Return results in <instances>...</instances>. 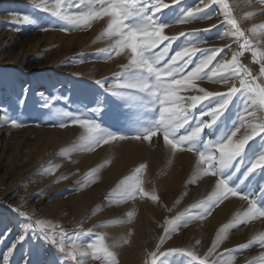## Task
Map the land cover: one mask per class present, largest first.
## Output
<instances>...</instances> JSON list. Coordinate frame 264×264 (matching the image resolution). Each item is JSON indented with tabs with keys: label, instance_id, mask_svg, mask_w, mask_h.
Segmentation results:
<instances>
[{
	"label": "snow or ice",
	"instance_id": "6c2138e0",
	"mask_svg": "<svg viewBox=\"0 0 264 264\" xmlns=\"http://www.w3.org/2000/svg\"><path fill=\"white\" fill-rule=\"evenodd\" d=\"M173 3L179 4L181 0ZM259 4L264 6V0H259ZM212 5L217 6L212 15L223 17L222 23L226 25L218 39H231L237 50L231 51L232 45L204 49L199 46L203 41L196 32H181L180 36L193 39H187L166 59L172 42L177 39L164 35L169 24L212 19L205 12ZM35 6L55 18L56 23L50 27H59L65 32L89 29L96 21H106L101 38L107 39L109 45L103 49V58L122 57L125 61L120 64V71L110 78L111 82L105 78L95 80V84L105 95L130 110L131 132L118 133L102 126L97 116L103 115L105 109L99 100L95 107L52 110L56 98L45 96L43 107L50 109L52 126H79L82 129L79 150L87 152L125 140L148 142L151 146L153 138L157 144L162 138L170 158L178 153H190L194 157L189 185L205 179L212 181L210 194L192 205L199 210L197 213L189 211L164 218L160 224L162 233L151 249H145L142 264H171L170 258L175 256L185 257L187 264H234L236 252L254 246L264 250L262 232L239 249L219 251L229 229L252 221L264 222V24L246 34L229 0H199L194 7H182L174 21H164L157 15L162 8H169L163 0H39ZM16 19L24 25L37 24L29 14L18 15ZM41 30L48 31L49 27ZM165 41L168 43L164 44ZM225 48L229 49L230 58L221 55ZM246 52L259 65L258 74L241 62ZM218 57L221 58L218 60ZM203 81L226 90L210 91L200 86ZM0 111L3 113L0 124L25 127L3 106ZM146 168L141 163L117 185L113 195L118 201L146 199L163 204L154 187L145 188ZM50 171L54 172L55 168ZM230 198L244 202L242 210L220 229L206 252L198 250L199 239L182 248L170 246L194 219H205ZM13 212L23 219L18 235L6 253L0 255V264H11L14 250L27 240L41 242L38 247L45 252L54 248L59 255L53 253L51 259L34 261L26 253L23 264H88L89 261L119 264L117 245L109 243L104 233L91 228L83 230L82 225L79 231L69 233L59 224L37 218L35 210H24L23 205L14 207ZM132 215L129 213V220ZM12 231L6 229L0 238H6ZM45 245L49 247L45 249ZM248 264H264V251Z\"/></svg>",
	"mask_w": 264,
	"mask_h": 264
},
{
	"label": "rangeland",
	"instance_id": "374dc122",
	"mask_svg": "<svg viewBox=\"0 0 264 264\" xmlns=\"http://www.w3.org/2000/svg\"><path fill=\"white\" fill-rule=\"evenodd\" d=\"M249 1L252 3L253 0ZM38 2L39 0H0V106L25 124L22 128L0 124V233H4L8 228L13 229L6 238H0V255L6 253L19 233L23 218L13 212V208L23 205L24 210L29 212L35 210L37 218L59 224L69 233L79 231L82 225L83 230L91 228L97 233L106 234L108 242L117 245L115 250L118 253L119 264H124L132 248L131 240L135 236L145 239L149 245L147 249H150L155 243V238L149 235L148 230H155L156 235H160L162 233L160 224L165 217L189 211L193 214L197 213L199 210L192 208V205L204 200L210 194L213 184L208 179L196 185L188 184L193 162L191 169L189 168L188 179L184 181L175 179L169 182L172 174L167 172V168L173 158H170L166 151V155L162 158L166 163H163L164 167L159 169L164 176L156 175V179L147 178L146 171L144 173L146 190L155 187L163 204L155 205L150 201L147 206L146 201L149 200L138 199L133 206L118 207V202L123 201H118L113 195L117 184L97 178L98 173L101 174L97 165L100 164L101 168L107 169L109 162H106L105 157L107 158L113 148L115 151L117 147L124 146L128 140L116 141L92 152L79 150L82 129L72 125L66 128L52 126L54 120L50 118V109L43 107V97L56 98L52 110L95 107V102L99 100L105 111L103 115L97 116L98 122L118 133L131 132L130 110L117 103L110 95H105L95 84V80L105 78H109L111 82L110 78L120 71L119 66L125 61L122 57H114L112 60L103 58V49L109 45L107 39L101 38L106 21H96L89 29L61 31L59 27H50L56 23L55 18L37 9L35 5ZM163 3L168 4L169 8H162L157 15L164 21H174L182 7H194L199 0H181L179 4H174L173 0H163ZM242 3L245 4L244 0H229L242 29L246 34H251L253 27L262 25L264 12L260 11L258 4L252 3V6L245 8ZM216 11V5L205 9L210 15ZM23 14L31 15L37 20V24L18 23L16 17ZM222 20L223 17L212 15V19L191 23H170L164 30V35L177 39L172 42L166 59L185 44L187 39H193L180 36L181 32H196L203 41L199 45L201 48L212 49L232 45L231 51H236V45L231 39H218L226 28ZM213 25L217 27H212ZM42 27H49V30L42 31ZM163 46L162 44L160 48ZM221 55L230 58L229 49L225 48V52ZM241 62L254 74H258L259 65L252 62L249 52L241 57ZM200 86L210 91L226 90L208 81L200 82ZM0 114H3L2 111ZM160 141L162 142V138ZM188 155L194 161L192 154L188 153ZM113 163L110 164L113 166L117 164V162ZM53 168L55 171H50ZM129 170L124 173V179L132 174ZM89 173L93 175L89 176ZM160 176L164 178L163 181ZM167 178L169 180H165ZM162 183L170 187H165V184L162 186ZM204 183L201 195L194 197L195 192ZM97 190L109 194L95 198L94 193ZM92 200L95 202L93 203ZM243 203L238 198H230V201L222 204L227 212L221 218L211 221L210 215L203 220L194 219L188 229L179 234L180 236L183 234L184 244L180 246L178 243H172L170 246L182 248L189 242L199 239L201 244L198 250L201 253L206 252L220 229L229 224L236 213L242 210ZM78 204L92 206L79 213L76 209ZM153 205L155 206L154 223L152 214L140 215L137 211L140 206L150 209ZM94 206L100 207L103 213L101 217H96L92 212ZM168 209L172 211L169 212ZM129 213L133 214L131 220L128 218ZM137 215H140L139 223H136ZM102 219L104 222H99ZM262 232H264V222L259 220L229 229L226 234L227 239L222 242L219 251L239 249L241 245ZM40 243L27 240L22 245H18L11 257V264H23L26 253H30L34 261L51 259L53 253L59 255L54 248L51 252L42 251L38 247ZM44 247L47 249L49 246ZM145 249L143 248V253ZM261 251L264 250L254 246L236 252L234 264H248V261L257 258ZM170 260L171 264H187L186 258L182 256H175ZM88 264L95 262L89 261Z\"/></svg>",
	"mask_w": 264,
	"mask_h": 264
},
{
	"label": "bare ground",
	"instance_id": "6f19581e",
	"mask_svg": "<svg viewBox=\"0 0 264 264\" xmlns=\"http://www.w3.org/2000/svg\"><path fill=\"white\" fill-rule=\"evenodd\" d=\"M244 2H245V4L242 3V6L244 5L245 8H248V7L252 6L253 4H258L260 11L262 8H264V6L259 4V0L251 1L253 4L250 3L249 0H247V1L244 0ZM247 2L250 4H247ZM253 16H255V14H253ZM257 17H259V15ZM261 23L264 24V21H262ZM155 141H156V138L153 139V144L150 146L148 144V142H139V141L134 142L133 140H128V142H126V144L124 146L119 147V148L117 147L118 149L115 147L116 148L115 151H113L114 148L112 147L113 148V149L111 148L112 151L110 149L111 153L108 154V152H107L108 156H107V158L105 157L106 162L107 161L109 162V165L107 164L108 170L106 168H101L100 164H98L97 166L99 167L101 174L98 173V175L96 177L100 178L104 181L108 180L109 182H114L118 185L124 179L123 175L126 171L128 172V170L130 169L129 173H133L135 168L138 167L141 163H145L147 165L146 173H145V176L147 178H155L156 175H161L163 177L164 175L162 173V170H159V169L161 167H164L165 164H163V163H166V162H163L164 159H162V158H163V156L166 155L167 150L165 149V147L163 146V143L161 141L158 144ZM105 156H106V154H105ZM105 159H104V161H105ZM113 162H117V164H115V166L111 165ZM192 162H193V159L191 156L188 155V153H183V154L178 153L172 159L171 164L167 168L168 169L167 172L172 174V176H171L172 179H170L171 181L168 178L165 180H169V182H172L175 179H178L179 181H184L186 178L188 179L189 170L191 169L190 166L192 165ZM175 172H177V173L175 174ZM162 177H161V179L163 181L164 178H162ZM169 182L167 184H169ZM206 182H207V180H206ZM158 183H159V181H158ZM165 183H162L163 184L162 186H164ZM201 183H202V181H201ZM205 183L202 185V187L198 188V190L194 194V197L199 195L200 192L204 189ZM167 186L170 187V185H166L165 187H167ZM165 187H163V188H165ZM103 190L102 191L99 190V192L97 190V192L94 193L95 194L94 197L98 198L100 196H103V195L107 196L109 194V193H105V192L103 193ZM113 193H114V191H113ZM139 201H141V199ZM94 202H95V200L93 201V203ZM135 202L136 201H123L120 203L118 202V207L120 206V207L125 208V206H133L135 204ZM146 202H147L146 205L148 206V203L150 201H146ZM143 204L145 205V203H143ZM151 204H152V202H151ZM91 206L92 205L84 204V206H83L82 204H78L76 209L79 213H82L86 208H89ZM141 206H142V204H141ZM140 207H138V209H137L139 214L140 215H142V213L152 214V217H153L152 219H153V223H154L155 218H154L153 214L155 211L154 210L155 206L154 205H153V207L151 206L150 209H147L148 207L147 208L141 207L142 210L140 209ZM92 212L95 213L96 217H101V214H103L99 206L98 207L94 206ZM226 212H227V209L224 208V206L220 205L219 207H217L212 212L210 220L215 221L216 219L221 218V216L224 215ZM140 215H137L136 223H139ZM108 218L115 219L113 217H108ZM103 220L104 219H102L99 222H104ZM99 227H100V225H99ZM148 231H149L148 232L149 235H153L155 238V241H156V238L159 235H156L157 233L155 232V230L149 229ZM182 237H183V234H181V236L180 235L177 236V238L173 239L170 242V245L172 243H178V245L182 246L184 244V240L182 239ZM131 241H132V248L129 250L128 259L126 262H124V264H142L143 256H144L143 248H148L149 245L145 239H143L142 237H139V236H135ZM153 245L151 246V248L153 247Z\"/></svg>",
	"mask_w": 264,
	"mask_h": 264
}]
</instances>
